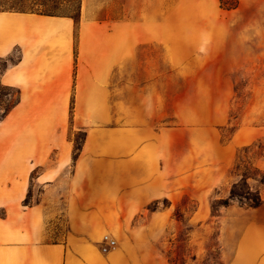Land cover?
<instances>
[{
	"label": "crops",
	"instance_id": "crops-1",
	"mask_svg": "<svg viewBox=\"0 0 264 264\" xmlns=\"http://www.w3.org/2000/svg\"><path fill=\"white\" fill-rule=\"evenodd\" d=\"M92 14L83 1L77 23L66 14L0 11V58L18 53L0 82L19 96L0 120V264H97L91 203L70 229L52 234L79 205L65 190H124L131 178H152L163 119L194 108L188 84L202 64L179 57L192 50L164 37L155 11L137 22ZM163 42L171 47L165 58ZM218 107L222 122L226 108ZM79 131L86 134L75 154ZM33 183L40 199L26 202Z\"/></svg>",
	"mask_w": 264,
	"mask_h": 264
},
{
	"label": "rangeland",
	"instance_id": "rangeland-1",
	"mask_svg": "<svg viewBox=\"0 0 264 264\" xmlns=\"http://www.w3.org/2000/svg\"><path fill=\"white\" fill-rule=\"evenodd\" d=\"M82 1L93 17L108 20L137 22L155 11L164 37L192 50L179 57L202 65L193 67L188 84L194 108L163 119L154 176L131 178L124 190H65L79 205L66 212L65 222L55 221L52 234L70 229L88 214L83 204L91 203L97 264H259L264 203L252 207L229 195L245 176L264 200V0H237L234 9L220 0ZM57 4L54 13H70L69 4ZM170 48L163 42V58ZM17 55L0 58V72ZM16 98L15 90L0 85V114ZM201 104L209 108L200 112ZM41 191L31 184L25 201H38ZM221 199L228 202L218 204ZM105 234L115 240L108 250Z\"/></svg>",
	"mask_w": 264,
	"mask_h": 264
},
{
	"label": "trees",
	"instance_id": "trees-1",
	"mask_svg": "<svg viewBox=\"0 0 264 264\" xmlns=\"http://www.w3.org/2000/svg\"><path fill=\"white\" fill-rule=\"evenodd\" d=\"M61 3H67L69 6H71V10L69 11V15L73 18V20L77 23L79 21L80 17V10H81V1L82 0H0V11H30V12H38V13H44V14H56V7L58 2ZM221 5L226 6V9H234L237 7L238 1L237 0H220ZM75 2V4H74ZM54 3V4H52ZM50 7L49 11L38 9V7ZM11 56V55H10ZM9 57V56H7ZM14 59H10V62L13 63ZM4 66L2 71L7 67V64ZM1 71V72H2ZM0 85L1 84L0 82ZM6 88L13 87L3 85ZM17 92V91H16ZM19 100V96L17 93V98L15 101L11 102L0 114V120L13 108V105L17 103ZM85 131H79L74 133V148H75V154L78 153V151L81 148V144L85 138ZM78 136V137H77ZM261 183H264V178L260 181ZM229 199L231 200H238L239 202L245 203L252 207H259L264 203V200L261 198L258 189H252L251 186L247 183L246 177L243 176L239 181H236L233 183ZM228 200H218V204H226ZM214 208V206H213Z\"/></svg>",
	"mask_w": 264,
	"mask_h": 264
},
{
	"label": "built area",
	"instance_id": "built-area-1",
	"mask_svg": "<svg viewBox=\"0 0 264 264\" xmlns=\"http://www.w3.org/2000/svg\"><path fill=\"white\" fill-rule=\"evenodd\" d=\"M103 241L105 243L104 250H108L111 247L115 246V240L111 239L107 234L103 236Z\"/></svg>",
	"mask_w": 264,
	"mask_h": 264
}]
</instances>
